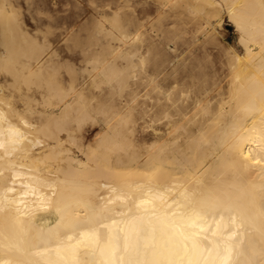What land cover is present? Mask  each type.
<instances>
[{
	"label": "bare ground",
	"instance_id": "1",
	"mask_svg": "<svg viewBox=\"0 0 264 264\" xmlns=\"http://www.w3.org/2000/svg\"><path fill=\"white\" fill-rule=\"evenodd\" d=\"M18 1L0 0V264H264V0H91L100 50L68 90ZM221 7L243 50L171 58Z\"/></svg>",
	"mask_w": 264,
	"mask_h": 264
},
{
	"label": "rangeland",
	"instance_id": "2",
	"mask_svg": "<svg viewBox=\"0 0 264 264\" xmlns=\"http://www.w3.org/2000/svg\"><path fill=\"white\" fill-rule=\"evenodd\" d=\"M90 2H91V0H33V2H32V0H27V2H26V0H19L18 4H17V8L19 10L18 14L20 16L24 15L23 16L24 24L26 25L25 28L27 29L26 31H27L28 35H30L32 37L34 36L33 39L35 41L39 40V39L41 40V38H42L44 40V42L47 43V46L50 49L52 48V50H55L54 51L55 56L54 55L50 56L51 60L53 59V61H50L51 63H49V67L51 68V66H52V68H51L52 70H53V67L55 69L56 68L57 69L56 70L54 69L53 72L51 71L53 73L52 74L49 71L50 68L48 67V72L50 74H52V76L50 75V79L52 77L53 78L56 77V78H54V80L56 82L58 80H60V81H58V83L60 82L58 84L55 81H53V78H52L51 84H53V85L56 84L57 86L61 85L63 89L65 88V90H68V87L71 86L73 83L74 84H78V83L80 84V82L82 83L83 78H84V71H86V69L88 70V68H86V67H88L87 66V64H88L87 59H89V56L91 58L90 51L94 50V49L100 50V47L93 48L94 46L91 47V45H90V42L92 41L91 40L92 39L91 38L92 31H94V29L92 30V24H93L94 19H95L94 15L91 11L92 10V8H91L92 2L91 3ZM221 9L219 12L218 11L215 12V15L213 14L214 17L211 20V24L208 25V28L210 30V32H209L210 36L208 35V37L210 39L208 38L207 40H205L206 41L205 42L203 39H206V38H203L202 36H198L195 34L193 36L192 32H189L190 35L187 34L189 37V38L187 37L188 40L187 41L185 40L186 42L184 41V43H186V44L182 45L181 49L179 48L180 50H178L177 53L172 51L171 52V58H174V59L177 58V60L181 59V57H185V58L187 57L188 59L198 58L197 60H199L202 63V62H209V61L213 60V58L216 57L214 59L215 61L223 62L226 59H228L229 53H230V51L232 52L233 48L236 49L238 52H241L243 49L240 47V43H239V39H238L239 38V31L236 30L235 24L230 19L229 11L226 9V7H224V8L221 7ZM20 10H21V12H20ZM57 14H59V16H60L59 17L60 18L59 19L60 20L59 26L53 25L51 27L50 26L47 27L48 23L55 22L54 20H55V17ZM38 15H39V17H38ZM36 16H37V18H36ZM52 16L54 17V19H52L53 18ZM141 17H143V16H140V18ZM194 17H196V19L199 18V20H201V21H203V19H204L203 17L200 19L199 15L194 16ZM140 18H138V19H140ZM135 20L137 21V18ZM131 21H133V20H131ZM191 25L192 24H190V26ZM215 33H216V35H215ZM153 35L156 36L155 33ZM211 36H213V38L214 37L215 38L213 39ZM231 46L233 47L232 49H230ZM227 48L229 51L227 50ZM167 50H170V48H168ZM217 50H219V51H217ZM181 51H184V53H182ZM179 53H180V55H179ZM216 53L218 55H216ZM219 54L222 56H220ZM177 55H179V56H177ZM187 55H189L190 57H188ZM54 61L57 63H55ZM85 65H86V67H85ZM84 68H86V69H84ZM223 74H225V72ZM141 79L142 78H140L138 80L135 79L136 81L134 79L132 80L133 81V82H131L132 85L130 87H128V90L129 89L130 90L129 91L127 90V94H129V95H127L128 97L135 96V94L138 92L141 96V97L140 96L139 97L142 98L141 94H142L143 87H142V84L140 86L139 82H138ZM134 82L135 83L137 82V84H135ZM56 85H54V86H56ZM133 85H135V86H133ZM138 86L140 89L139 88L137 89ZM58 87H60V86H58ZM62 88L60 87V89H62ZM86 90L89 92L88 93L86 91V95H85L87 97L89 96L88 99L89 98L90 99L91 98L96 99V97L94 98V95L97 96L99 91L95 92V90H93V92H92L89 89H86ZM135 90H137V91L134 92ZM54 91H56V89ZM133 93H135V94H133ZM57 94L58 93H56V92H52L48 98L50 100H47V101L50 103L51 102L53 103V102H55V100L62 99V98H60V94H58L59 98H57L58 97ZM137 95L138 94H136V96ZM31 99L33 101V103H32L33 107L34 106H40L41 103L44 102V101H42L43 98L40 95L39 96L35 95ZM36 102H37V104H36ZM115 103L117 104V102H115ZM107 106H108V104H107ZM107 106H105V107H107ZM95 111L96 110H94V112ZM25 112L28 114L27 110ZM32 115H33V113L31 114V116ZM62 121H63V118H62ZM84 122L86 124H88V125H86V127H90L91 129L89 128L90 130L88 131L87 137L84 138L83 141H81V138H80L79 142L81 141L84 145H86L85 142L87 144L93 142V140H94L93 137H95L96 131H98L100 129V127L96 122H92V120H89V121L85 120ZM62 133H63V131H62ZM77 143H78V141H76L75 143L71 140L67 141V144L71 145V147L73 149V150H71V153L73 152L72 154H74V151H75V153L80 154V152H79L80 149H79V146L77 145ZM75 147H77V148H75ZM81 156H83V154ZM45 157L47 158V156H45ZM48 159H49V157H48ZM64 161L63 162L66 164L69 163L68 162L69 160L67 161L65 159Z\"/></svg>",
	"mask_w": 264,
	"mask_h": 264
}]
</instances>
